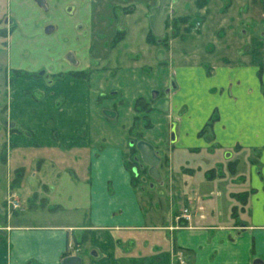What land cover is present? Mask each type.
I'll list each match as a JSON object with an SVG mask.
<instances>
[{
    "label": "crops",
    "instance_id": "1",
    "mask_svg": "<svg viewBox=\"0 0 264 264\" xmlns=\"http://www.w3.org/2000/svg\"><path fill=\"white\" fill-rule=\"evenodd\" d=\"M189 2L199 21L183 30L189 5L183 1L177 13L181 2L173 0V13L189 19L174 30L164 22V35L171 34L164 45L148 23L157 0H107L105 6L145 12L144 22L128 27L132 36L126 27L113 41L112 60L126 61L119 70L103 68L92 22L79 27L90 32L79 45L86 59L68 54L81 68L40 72L47 82L16 70L1 124L13 144L42 150L3 154L13 175L0 202V264H61L67 256L80 264H264V0H220L216 42L176 50L194 30L207 36L210 0ZM39 3L47 8V0ZM142 27L138 49L134 33ZM29 88L35 97L26 96ZM159 98H167L166 110L155 106ZM101 125L108 139L100 138ZM138 140L159 156V179L137 161L127 166ZM10 191L19 211L6 207ZM177 201L186 206L177 209Z\"/></svg>",
    "mask_w": 264,
    "mask_h": 264
},
{
    "label": "rangeland",
    "instance_id": "2",
    "mask_svg": "<svg viewBox=\"0 0 264 264\" xmlns=\"http://www.w3.org/2000/svg\"><path fill=\"white\" fill-rule=\"evenodd\" d=\"M94 1L95 0H47V8H44V6H42L37 0H0V202L5 193L9 177L10 175H13L11 167L8 166V172L6 171L7 166L3 163V154L7 153L8 155L13 151H20L27 155L31 153L33 155L42 150V148L35 147L31 144H29L30 146L27 144H13V139H11L10 136H6L5 129L1 124V117H3L6 106H8L10 99H14V96L10 95V88L12 86L11 82L16 78L15 72L16 74L18 73L16 70L20 69L27 73L30 81H33L34 79L38 80L39 78L46 81L47 78L40 76V72L52 77L60 72L63 73L70 68H81L79 67L80 65L73 66L71 64L68 54L69 52H71V54L73 52L79 61L86 59L87 53L85 51L81 52L79 45L88 43L90 32L88 28H86V30L83 29V32H81L79 27L80 25L87 26L90 22H92L95 27L93 30L95 31V35L91 34L92 39L95 40L93 45L96 43V46L98 47L96 49L97 53L101 58L103 57V59H105V61H103V68H105V71L107 67L113 65H115L116 70L125 67L122 65H124L126 61L119 59L118 62L121 64L120 65L112 60L113 54L117 52L113 46V41L119 35L123 34L124 28L126 27L128 37L132 36L133 34L130 33L132 29L128 27L133 24H138L139 22H144L145 12H140L139 9L135 10L139 11L137 13L125 12V8L116 9L115 7L105 6L107 0H99L98 3ZM179 1L181 3L178 4L179 11H177V13H181L180 5L183 1H186L189 5L187 6V9H189L187 10V13L191 16V20L188 21L187 27H184L183 30H191V28H194V21H199V16L197 15V12H195L194 7L191 6L189 0ZM219 2L220 0H210V8H212L213 11L212 14L210 13L206 21V25L209 27L206 30L207 36L201 39L200 37H197V33L194 30L187 36V38L178 41V48L176 50H180L184 45L185 48H188L186 45L191 42H195L194 46L199 50L205 47V40L208 38L209 43L216 42L218 30H212V28L214 27V21L221 19L222 14L218 11L219 7L218 9L216 8L219 5ZM90 4L93 5V7L90 8ZM72 5L77 7L73 13L68 10V8H72ZM88 6V10H93V14L85 12V7ZM9 18L13 21V25H8ZM175 18H178V14L176 13L167 15L165 19L166 28H169L170 30V23H166ZM120 24H123L124 26L117 29ZM176 25L178 28L180 23L177 22ZM46 26L53 27L54 30L51 32V30L46 29ZM144 31L145 29L142 27V29H138L136 34L134 33L136 40H138L136 45L138 49H141L139 40ZM203 33H205V31H203ZM165 34L167 37L171 36L168 29ZM149 43L154 44L152 42ZM119 49V51H123L121 46ZM198 52L200 55L203 54L200 51ZM92 67L89 66L87 69ZM147 68L148 66L141 68L140 70H148ZM22 78L24 77L20 78V82L23 81ZM102 82L103 85L106 84L104 79H102ZM30 89L34 88L27 89L28 92L26 96L30 97L31 94L33 97L34 95L29 91ZM100 131V136L102 135L100 138L108 139L109 127L101 125ZM21 136L24 140L28 139V136L26 135ZM28 159L31 160V158ZM33 160L35 161L36 159L33 158ZM30 164L34 165L33 162H30ZM30 164L27 162L26 165L30 166ZM28 169L25 173L26 181L31 178V173ZM65 176L66 175H62V178L64 179ZM28 183L31 182H27L26 184ZM26 184H22L17 189L18 197L21 198L22 201L25 200V187L28 186ZM147 205H149L148 201L143 203L144 209H146ZM184 206H186L185 203L177 201V209ZM3 211H5L4 208ZM16 211H19V209ZM156 212L162 214L159 209H156Z\"/></svg>",
    "mask_w": 264,
    "mask_h": 264
},
{
    "label": "water",
    "instance_id": "3",
    "mask_svg": "<svg viewBox=\"0 0 264 264\" xmlns=\"http://www.w3.org/2000/svg\"><path fill=\"white\" fill-rule=\"evenodd\" d=\"M38 2H41V0ZM172 4L173 0H157V4L150 8L148 23L155 36L162 37L164 35L165 19L167 15L172 14L174 11ZM159 53L161 54L162 50H160ZM157 94V91H154L153 97L157 96ZM167 101V98H159L156 100L155 106L162 110H166ZM131 144H133V142H131ZM133 145L138 153L136 161L147 167V173L152 179H159L158 164L160 158L153 146L145 140H138ZM61 264H80V259L77 256H67L62 259Z\"/></svg>",
    "mask_w": 264,
    "mask_h": 264
},
{
    "label": "trees",
    "instance_id": "4",
    "mask_svg": "<svg viewBox=\"0 0 264 264\" xmlns=\"http://www.w3.org/2000/svg\"><path fill=\"white\" fill-rule=\"evenodd\" d=\"M200 5V4H199ZM189 19L188 16H181L175 19H171L170 21H167L166 24L170 23L171 28L174 30L176 29V24L177 22L182 23V22H187ZM167 35L165 34L161 38V43L166 44L167 40ZM147 40L149 42H154L155 41V36L152 34L151 31L147 34ZM73 75H84V72H72ZM209 124H207L208 126ZM136 156H137V150L134 146H130L128 152L126 153V161H127V166L131 169L133 166H136ZM132 183L135 188H138L139 190L143 189L142 185L139 183V180L137 177H132ZM141 185V186H140Z\"/></svg>",
    "mask_w": 264,
    "mask_h": 264
},
{
    "label": "built area",
    "instance_id": "5",
    "mask_svg": "<svg viewBox=\"0 0 264 264\" xmlns=\"http://www.w3.org/2000/svg\"><path fill=\"white\" fill-rule=\"evenodd\" d=\"M6 207L9 210H14V209L21 207L20 202L17 199L16 194L14 192H11V191L9 192V195L7 197V200H6ZM180 217L188 219L187 211L183 210Z\"/></svg>",
    "mask_w": 264,
    "mask_h": 264
}]
</instances>
